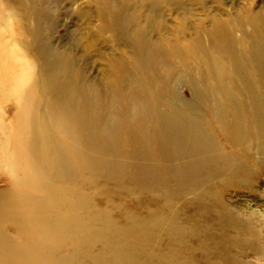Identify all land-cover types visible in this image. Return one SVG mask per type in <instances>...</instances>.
Returning a JSON list of instances; mask_svg holds the SVG:
<instances>
[{"label":"rangeland","instance_id":"rangeland-1","mask_svg":"<svg viewBox=\"0 0 264 264\" xmlns=\"http://www.w3.org/2000/svg\"><path fill=\"white\" fill-rule=\"evenodd\" d=\"M19 1L0 0V11L6 18L0 17V45L6 44L0 50H6L8 56L6 69L0 63L2 235L21 239L18 226L24 222L17 216L31 214L27 208L34 209V206L25 203L22 207L17 201H24L29 190L48 196L46 190L49 187L52 198L68 203L57 207L54 215L74 211L77 216L94 218V222L100 224L113 218L121 230L132 222L130 216L137 217V222L163 216L179 223L184 221L192 229H200L204 237L192 236L187 240L188 244L191 240L196 248L204 246L210 252L192 250V245H172L169 242L172 237L152 246L159 258L181 251L189 264L229 262L213 247L215 241L221 239L218 231L226 229L225 216L230 213L241 222L227 230L228 235L233 233L237 237L227 242L229 251L236 254L242 264H264V160L254 154L248 163L247 159L235 156L232 168L222 166L224 160L218 159L223 155L228 157L225 153L227 146L224 148L216 136H223L224 131L209 112L204 115L207 121L202 123V130L199 116L194 114L196 119L182 120L177 112L178 103L192 100L189 86L195 85V78H190L184 69L188 64L185 57L181 53L178 55L173 48H169V52L162 51L164 45L161 44L179 42L185 47L196 36L199 25L211 24L208 17H226V13L243 8L264 12V0H224L221 4L206 0L204 6L196 4L197 0H36L30 2L29 15L23 19L17 15ZM156 3H160L159 10L164 14L162 20L157 17ZM146 39L150 42L145 43ZM32 42L35 43L33 48L46 44L49 53L62 52L78 58L87 83L101 86L98 88L103 91L107 79L115 81L119 66L122 69L118 73L125 76L127 70L123 69L131 65L128 72L139 92L137 98L152 103V108L148 109L151 125L145 122L135 127L137 137L147 138H137L140 146L137 158H145L142 180H134L136 174L127 168L112 172L108 167L96 176L83 174L78 181L77 174L72 179L65 178L70 187L66 192H62L61 187L57 189L53 181L49 185L38 181L36 190L22 182L23 167L30 151L24 149L19 158L15 149L14 118L18 92L15 89L12 92L14 87L9 83L12 76L22 75L26 80L33 69H38V60L32 49L26 47ZM167 86L172 93L165 90ZM230 99L226 101L233 108L238 100L235 97ZM136 102L140 105L137 99ZM227 113L223 112L221 116L226 119ZM49 151L54 155L63 152L57 147ZM6 190L20 194L12 196L5 193ZM170 227L176 228L175 225ZM66 253L68 251L63 250L56 256ZM153 264H157L156 259Z\"/></svg>","mask_w":264,"mask_h":264},{"label":"bare ground","instance_id":"bare-ground-1","mask_svg":"<svg viewBox=\"0 0 264 264\" xmlns=\"http://www.w3.org/2000/svg\"><path fill=\"white\" fill-rule=\"evenodd\" d=\"M33 1L36 0L19 1L17 15L21 19L29 15ZM216 2L221 4L224 0ZM196 4L204 6L206 0H197ZM155 6L157 17L162 20L164 14L159 10L160 3ZM0 17L6 19L1 11ZM208 18L211 24L197 27L196 36L185 45L188 50L179 42L161 43L164 45L162 51L169 52V48H173L185 57L189 65H184V69L190 78H195V85L189 86L192 100L179 102L177 112L183 121L196 119L194 114L199 116V127L207 121L204 115L211 113V118L224 131L223 136H216L224 148L227 146L228 157L223 155L218 159L224 160L222 166L232 168L235 156L247 159L248 163L254 154L264 160V12L243 8L226 13V17ZM149 42L146 39L145 43ZM20 43L24 44L21 39ZM4 45L1 43L0 49ZM26 45L38 60V69H33L26 80L22 75L12 76L9 83L14 87L12 92L14 89L18 92L15 149L19 158L24 149L30 151L23 167L22 182L36 190L38 181L48 185L53 181L57 189L61 187V191L66 192L70 187L65 178L69 180L77 174L78 181L83 174L96 176L108 167L112 172L127 168L136 174L134 180H142L145 158H137V150L140 151L137 138L144 140L145 137H137L135 127L145 122L151 125L148 109L152 108V103L137 98L139 92L128 72L131 65L123 69L127 70L125 76L118 73L122 69L119 66L115 81L107 79L103 91L98 88L101 86L87 83L78 58L62 52L49 53L46 44L37 45L36 50L32 47L35 43ZM182 55L180 58L183 59ZM7 61L6 50H0V63L5 69ZM204 79L209 80L203 82ZM165 90L172 93L170 86ZM176 96L180 97L177 92ZM233 97L238 104L230 108L226 100ZM227 111L224 119L221 115ZM56 147L63 152L54 155L49 151ZM46 191L48 196L26 191L27 198L17 201L22 207L25 203L34 206V209L27 208L31 214L17 216L24 222L18 226L21 239L3 236L0 225V264H153L154 259L157 264H189L181 251L164 255V258H159L153 251L154 244L170 237L173 238L169 241L172 245H192V250L210 252L203 245L196 248L191 240L188 244L187 240L192 236L204 235L184 221L179 223L160 216L137 222V217L130 216L132 222L121 230L113 218L100 224L94 222V218L77 216L74 211L54 215L57 207L68 203L52 198L49 187ZM5 193L20 194L13 190ZM226 214V229L218 231L221 239L215 241L213 248L228 258L226 264H242L227 244L234 240L233 237L237 238L233 233L228 235L227 230L236 227L241 220ZM172 225L176 228L170 227ZM63 250L68 253L57 257L56 254Z\"/></svg>","mask_w":264,"mask_h":264}]
</instances>
